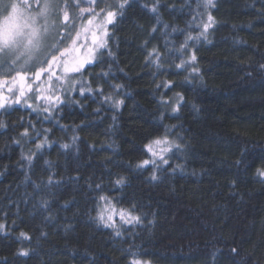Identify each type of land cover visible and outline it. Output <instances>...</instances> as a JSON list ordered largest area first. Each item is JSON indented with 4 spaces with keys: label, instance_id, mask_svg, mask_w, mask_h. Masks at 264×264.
<instances>
[{
    "label": "trees",
    "instance_id": "1",
    "mask_svg": "<svg viewBox=\"0 0 264 264\" xmlns=\"http://www.w3.org/2000/svg\"><path fill=\"white\" fill-rule=\"evenodd\" d=\"M215 3L208 10L215 20L208 40L189 41L193 47L184 53L185 59L193 51L197 57L199 74L190 81L187 71L175 68L179 53L169 52L165 42H171L168 48L183 43L185 32L171 30H188L196 0H130L109 26L115 58L105 56L103 70L111 67L113 75L101 81L105 94L112 85L123 86L114 96L123 100L119 110L87 93L70 97L77 102L66 101L51 121L21 105L0 110L7 125L0 129V264H130L134 258L264 264V181L257 176L264 169V0ZM152 47L162 54L159 70L145 63ZM100 71L86 69L94 89ZM165 81L172 87L165 89ZM177 93L183 102L173 113ZM162 96L168 105H161ZM30 121L38 131L49 129L53 142L31 165L21 153L36 152L43 137L13 143ZM166 127L182 149L153 181L151 165H136L149 158L144 146ZM65 143L72 146L61 148ZM177 164L182 168L173 171ZM121 176L125 184L117 187ZM100 195L117 208L135 204L142 222L123 225L115 236L94 219Z\"/></svg>",
    "mask_w": 264,
    "mask_h": 264
},
{
    "label": "snow or ice",
    "instance_id": "2",
    "mask_svg": "<svg viewBox=\"0 0 264 264\" xmlns=\"http://www.w3.org/2000/svg\"><path fill=\"white\" fill-rule=\"evenodd\" d=\"M129 4L130 0H9V2L0 0V11L4 13L0 19V110L7 111L14 105H21L37 113L38 118L43 114L44 120L51 121L66 101L77 102L70 99L77 93L81 97L86 93L98 95L102 102H107L112 108L119 110L123 100L114 99V96L116 90L123 86L112 85L113 92L105 94L101 81L107 82L113 75L111 67L107 71L103 70V65L108 62L104 59L105 56L115 58L109 47L112 39L109 26L115 25L118 17H123ZM214 7L215 0H196V8L193 10L192 21L188 23V30L177 28L171 30L173 33L185 32L183 43L179 48L174 46L168 48L171 42H165L169 52L179 53V63L175 64V68L188 72L186 81L198 75L199 68L195 66L197 61L195 52H191L185 59V50L193 47L189 41L208 40L209 29L215 24L214 17L208 10ZM200 8H203L204 12L198 11ZM73 10L76 11L75 15L72 14ZM150 11L157 13L158 3L153 4ZM205 14L206 21L203 19L197 21L196 17H203ZM192 28L199 29L196 35L192 34ZM152 31L155 32L156 28L154 27ZM145 63L154 65L157 70L163 67L162 54L156 47L148 51ZM93 65L101 68L96 76L95 89L92 82L85 79L86 69ZM156 87L159 88L161 85L157 84ZM163 87L169 89L172 84L165 81ZM176 96L171 106L173 113L179 111L183 102V96L179 93ZM30 99L34 102H29ZM160 103L162 106L168 105L169 100L162 96ZM99 111L97 108L96 112ZM6 127L5 122L0 120V129ZM48 131L49 129H43L42 132L36 130V125L30 121L20 133L21 138L13 139V143L19 145L22 142L27 143L28 139L43 137L35 143L36 152L27 155L21 153V159L28 161L29 165L41 149L50 147L53 143L49 140ZM168 131L166 127L164 135L150 140L144 146L149 158L141 160L136 165L140 169L151 165L153 181L158 179L157 171L164 170L165 166L170 165V160L176 154L173 153V149L177 151L182 149L181 143L169 139ZM76 140L77 137L74 136L72 143L75 144ZM71 146L61 144L63 149H69ZM169 153L173 155L169 156ZM176 168H182V165L177 164L172 170L175 171ZM257 176L264 181V169L258 168ZM52 182V177H49L48 183ZM115 184L122 187L125 178L119 177ZM96 188L99 189L100 185L97 184ZM99 201L101 202L97 205L99 211L94 219L99 225L112 228L117 237L122 235L123 225L134 226L142 222L141 217L133 212L135 204L129 208H117L105 195H100ZM4 228L5 225L0 224V231ZM20 235L24 239H30L26 233L22 232ZM231 251L235 253L236 249L232 248ZM19 255L27 256L28 252L21 250ZM132 255L135 257L136 253ZM130 264L142 262L134 258ZM143 264L148 262L144 261Z\"/></svg>",
    "mask_w": 264,
    "mask_h": 264
},
{
    "label": "rangeland",
    "instance_id": "3",
    "mask_svg": "<svg viewBox=\"0 0 264 264\" xmlns=\"http://www.w3.org/2000/svg\"><path fill=\"white\" fill-rule=\"evenodd\" d=\"M175 150H176V149H173V151H175ZM169 154H170V153H169ZM169 154H168V155H169ZM117 223L119 224V220H118V219H117ZM142 264H143V263H142Z\"/></svg>",
    "mask_w": 264,
    "mask_h": 264
}]
</instances>
